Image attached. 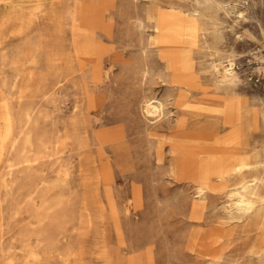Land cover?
<instances>
[{
  "label": "rangeland",
  "instance_id": "374dc122",
  "mask_svg": "<svg viewBox=\"0 0 264 264\" xmlns=\"http://www.w3.org/2000/svg\"><path fill=\"white\" fill-rule=\"evenodd\" d=\"M254 179L264 0H0V264H264V202L235 206Z\"/></svg>",
  "mask_w": 264,
  "mask_h": 264
},
{
  "label": "bare ground",
  "instance_id": "6f19581e",
  "mask_svg": "<svg viewBox=\"0 0 264 264\" xmlns=\"http://www.w3.org/2000/svg\"><path fill=\"white\" fill-rule=\"evenodd\" d=\"M195 1V0H194ZM179 12V11H178ZM180 13V12H179ZM182 13V12H181ZM159 15V14H158ZM174 15H175V11H174ZM185 15V14H183ZM179 16L180 17H183L185 19L184 16ZM158 17V16H157ZM159 20V18H157ZM183 20V19H182ZM187 20V19H186ZM163 21H166V20H163ZM163 21L160 23H158V29L164 34L165 38H166V41L170 44H179L181 43L182 45H184V41L182 43V40H184V36H186V31H187V28H188V25L185 24L187 23V21L185 22H182L180 19H175V20H170V21H166V23ZM184 21V20H183ZM74 27V26H73ZM73 30V28H72ZM194 31V29H192ZM196 31V30H195ZM157 33V32H156ZM161 33V34H162ZM84 34H85V31H84ZM160 34V36H161ZM85 36V35H84ZM156 38V37H155ZM161 39H160V44H161ZM180 44V45H181ZM162 45V44H161ZM181 45V46H182ZM160 46V45H159ZM93 47H94V44L92 42V40L88 37L85 38L84 42L82 43L81 45V50L83 51L84 54H88L90 53L92 50H93ZM76 55V54H75ZM169 64L171 65V67H173V69L175 70L174 73H176V78H177V81H179L180 83H184V84H191L194 80L193 76L190 75L189 73H186L183 69V66H182V57H181V54H175L174 56H171L169 59ZM213 63V62H212ZM233 65V63L231 62L230 63V67ZM188 67H189V64H188ZM187 67V68H188ZM222 67V68H221ZM229 67V66H228ZM226 68V66H222V64L218 63V64H214L213 66V69L217 74H220V78H221V82L222 83H225V84H231L234 82L235 80V73L233 71L232 68ZM212 76V74H211ZM219 76V75H218ZM214 78H217L215 76H213ZM220 80V79H218ZM184 86V85H183ZM160 111V109L155 106V105H152V104H149L147 106V112L150 113V114H154L156 112ZM179 145V144H178ZM211 150V149H210ZM205 153V152H204ZM234 153V152H233ZM215 154V153H214ZM219 154V153H218ZM235 155H238L236 154V152L234 153ZM207 155H209L207 153ZM211 156V155H210ZM219 157V155H217ZM203 158V157H202ZM234 158V157H233ZM240 158V157H239ZM238 158V159H239ZM206 159V158H205ZM231 159V158H230ZM236 158V160H238ZM225 160V159H224ZM229 160V159H228ZM201 161V160H200ZM227 161V160H226ZM213 161H211L212 163ZM238 162V161H237ZM207 163V161H206ZM210 163V162H209ZM227 163V162H226ZM250 164V163H249ZM211 165V164H210ZM215 166V165H214ZM209 170H206L205 172L202 173V180L203 181H208L210 182V175L212 174H223V173H226L227 171H236V172H239L241 173L242 172V168H243V165L240 164V163H233L231 162V164H219L217 166H215ZM247 166V165H246ZM245 166V167H246ZM207 167V165H206ZM250 167V166H249ZM209 168V167H208ZM247 170V169H246ZM230 173V172H229ZM233 173V172H232ZM225 177V176H224ZM222 178V177H220ZM223 179V178H222ZM219 180V179H218ZM256 181L257 179H254L252 181H245L243 182V184L241 185V187L239 189H237V198H236V203H235V206L237 209L239 210H246V211H250L252 209H254L256 207V204L258 202H264V197L263 196H260L256 190ZM211 183V182H210ZM209 183V184H210ZM207 186V185H205ZM264 239V238H263ZM255 248H257L255 246ZM254 248V249H255ZM253 249V250H254ZM256 250V249H255ZM257 252V251H256ZM260 254H264V245H262L260 247V251H259ZM257 254V253H256ZM249 255V254H248Z\"/></svg>",
  "mask_w": 264,
  "mask_h": 264
}]
</instances>
